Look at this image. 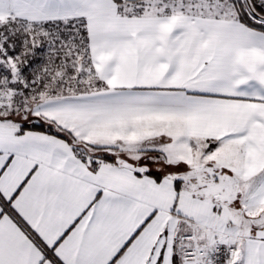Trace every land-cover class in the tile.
I'll list each match as a JSON object with an SVG mask.
<instances>
[{"label": "snow or ice", "instance_id": "obj_1", "mask_svg": "<svg viewBox=\"0 0 264 264\" xmlns=\"http://www.w3.org/2000/svg\"><path fill=\"white\" fill-rule=\"evenodd\" d=\"M0 264H264V0H0Z\"/></svg>", "mask_w": 264, "mask_h": 264}]
</instances>
